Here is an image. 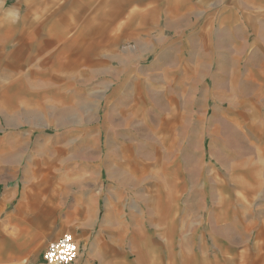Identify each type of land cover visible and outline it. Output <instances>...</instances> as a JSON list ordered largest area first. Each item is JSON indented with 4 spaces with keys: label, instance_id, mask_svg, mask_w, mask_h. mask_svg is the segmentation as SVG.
<instances>
[{
    "label": "rangeland",
    "instance_id": "1",
    "mask_svg": "<svg viewBox=\"0 0 264 264\" xmlns=\"http://www.w3.org/2000/svg\"><path fill=\"white\" fill-rule=\"evenodd\" d=\"M195 6L196 19L180 26L196 34L197 65L184 69L189 74L153 67L150 54L146 78L126 85L109 83L107 67L89 78L88 67H52L48 73L69 82L36 84L30 114L9 126L28 141L21 166L32 156L35 175L59 179L69 204L76 193L98 190L101 220L107 203L123 206L125 216L140 205L162 204L171 215L179 206L181 230L194 227L188 230L212 251L210 238L227 232L228 264H264V4L256 29L221 18V5ZM57 8L50 0H0L1 43L10 49L12 26L22 34L58 25ZM205 39L208 54L198 50ZM206 55L212 60L203 66ZM116 67L121 75L139 70ZM56 110L71 117L58 122ZM90 139L95 153L86 160Z\"/></svg>",
    "mask_w": 264,
    "mask_h": 264
},
{
    "label": "crops",
    "instance_id": "2",
    "mask_svg": "<svg viewBox=\"0 0 264 264\" xmlns=\"http://www.w3.org/2000/svg\"><path fill=\"white\" fill-rule=\"evenodd\" d=\"M50 1L58 4L59 10L53 9L58 25L30 28L22 34L12 26L10 49L0 37V264H40L48 243L65 232L73 235L79 248L73 264H228L227 232L220 227L219 234L210 238L212 251L204 237H195L188 230L194 227L185 228V223L181 230L179 206L171 215L162 210V204L140 205L125 216L123 206L107 203L101 220L98 190L86 198L76 193L69 204L68 191L61 188L59 179L35 175L32 156L21 166L20 148L28 141H21L19 130L9 125L30 114L36 84L69 82L68 76L48 73L52 67L61 73L88 67L87 78L95 77L94 69L107 67L109 83L126 85L146 78L142 69L148 67L150 54L153 67L179 69L178 76H185L189 70L184 69L197 65L196 34L180 26L196 19V3L221 5V18L256 29L264 0ZM201 43L204 47L199 51L212 52L206 39ZM240 46L243 51V44ZM116 59L119 65L112 63ZM210 60L206 55L202 65ZM116 66L139 70L121 75L116 74ZM38 104L36 101V108ZM51 116L61 122L71 114L56 110ZM87 141L90 145L83 154L90 160L95 142Z\"/></svg>",
    "mask_w": 264,
    "mask_h": 264
},
{
    "label": "built area",
    "instance_id": "3",
    "mask_svg": "<svg viewBox=\"0 0 264 264\" xmlns=\"http://www.w3.org/2000/svg\"><path fill=\"white\" fill-rule=\"evenodd\" d=\"M79 255L77 243L69 232L48 243L40 264H73Z\"/></svg>",
    "mask_w": 264,
    "mask_h": 264
}]
</instances>
